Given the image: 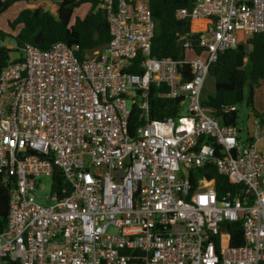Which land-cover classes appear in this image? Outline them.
<instances>
[{
    "label": "built area",
    "instance_id": "built-area-1",
    "mask_svg": "<svg viewBox=\"0 0 264 264\" xmlns=\"http://www.w3.org/2000/svg\"><path fill=\"white\" fill-rule=\"evenodd\" d=\"M96 3L110 36L103 50L80 60L63 42L15 43L22 61L0 71L9 193L0 264H264V124L255 120L242 140L202 106L218 55L264 32V0L177 9V20L205 22L179 39L185 52L202 50L193 60L151 56L149 0ZM151 86L179 101L174 117L151 120ZM133 110L142 124L131 132ZM211 172L226 188L204 177ZM42 178L50 195L39 204ZM226 222L240 223V246Z\"/></svg>",
    "mask_w": 264,
    "mask_h": 264
},
{
    "label": "trees",
    "instance_id": "trees-1",
    "mask_svg": "<svg viewBox=\"0 0 264 264\" xmlns=\"http://www.w3.org/2000/svg\"><path fill=\"white\" fill-rule=\"evenodd\" d=\"M29 0H0V15L16 2ZM56 4V13L53 15L42 7L21 10L16 19L9 23L10 28H18L14 36L15 43L21 47L29 43L41 50H47L55 42H63L70 47H76V56L80 60L86 59L93 51H101L110 40L108 25L104 12L95 9L96 0H48ZM196 0H149V9L155 22L154 38L151 46V56L157 59L172 58L183 60L185 50L179 39L188 35L191 30V21L177 20L175 11L179 8H191ZM82 4H87L90 10L83 18L71 20L73 11ZM2 38L0 32V39ZM197 38V34L193 39ZM13 49L0 46V71L7 66L10 53ZM18 51V49H14ZM194 55H202L200 48H193ZM22 61V55L13 62ZM140 73L139 69H133ZM209 77L213 80L214 91L211 95L203 97L202 106L223 125L236 126L237 112L225 109L238 105L243 101V89L246 84L250 88L264 82V32L254 35L245 44H238L235 49L226 50L218 55L217 61L209 69ZM161 89L150 87L149 105L151 120L160 121L174 117L179 111V101L162 99L158 97ZM252 94V89H251ZM248 105H251L249 100ZM264 124V116L260 119ZM137 111L133 110L128 128L140 126ZM203 175V174H202ZM208 180L214 179L216 187L228 185L225 177L214 172L206 174ZM54 189L64 186L62 174L56 172L53 177ZM9 193L0 175V233L4 231L8 218ZM223 230L230 235L231 246L242 244V231L240 223L222 225Z\"/></svg>",
    "mask_w": 264,
    "mask_h": 264
},
{
    "label": "rangeland",
    "instance_id": "rangeland-1",
    "mask_svg": "<svg viewBox=\"0 0 264 264\" xmlns=\"http://www.w3.org/2000/svg\"><path fill=\"white\" fill-rule=\"evenodd\" d=\"M41 0H29L28 2L19 1L12 4L9 8L3 11L0 15V32L2 38L0 39V44L4 45L8 49H12L13 45L15 44L14 36L18 32V28L12 29L9 26L10 22H13L18 13L23 9H30L31 6H39L41 5ZM51 8L48 10L51 14L56 13V4L50 3ZM90 10L89 5L82 4L78 8L73 11L71 20L74 21L76 18H83L88 11ZM204 25V21H195L191 22V29L196 31L197 28L199 29V24ZM201 26V25H200ZM239 44H245L241 36L238 37ZM21 55L20 52L13 51L10 53L11 60L19 58ZM185 57L187 60H193L195 55L190 52H185ZM252 89V94H251ZM214 91L213 80L208 76L204 83V87L202 90V98L208 95H211ZM249 100H251V105H248ZM236 112H237V120H236V127L240 131V138L242 140H246L248 137V133L252 132L253 130V122L255 120H260L264 116V82L260 83L259 85H254L253 88H250L248 84L244 86L243 89V101L236 105ZM42 190L40 192L35 191V201L39 204L42 202L38 199V197H48L50 195V183L48 178H42Z\"/></svg>",
    "mask_w": 264,
    "mask_h": 264
},
{
    "label": "crops",
    "instance_id": "crops-1",
    "mask_svg": "<svg viewBox=\"0 0 264 264\" xmlns=\"http://www.w3.org/2000/svg\"><path fill=\"white\" fill-rule=\"evenodd\" d=\"M41 5H40V7H42V8H44V9H48V10H50V8H51V2H49L48 0H41ZM37 6H31L30 7V9H34V8H36ZM39 7V6H38ZM51 11V10H50ZM193 22H195V21H193ZM199 24V23H198ZM200 25L202 26V24H199V27H200ZM198 29V28H197Z\"/></svg>",
    "mask_w": 264,
    "mask_h": 264
}]
</instances>
